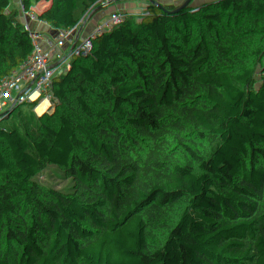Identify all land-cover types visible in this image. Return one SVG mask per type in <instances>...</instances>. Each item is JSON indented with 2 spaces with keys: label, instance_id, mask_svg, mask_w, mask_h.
Instances as JSON below:
<instances>
[{
  "label": "trees",
  "instance_id": "16d2710c",
  "mask_svg": "<svg viewBox=\"0 0 264 264\" xmlns=\"http://www.w3.org/2000/svg\"><path fill=\"white\" fill-rule=\"evenodd\" d=\"M0 15V152L19 162L41 157L95 91L129 101L175 84L162 120L196 95L185 85L194 65L264 36V0H0ZM237 76L254 95L241 82L223 89L219 124L83 144L17 201L0 264H264V159L231 184L256 132L247 112L237 148L226 108L256 106L264 85Z\"/></svg>",
  "mask_w": 264,
  "mask_h": 264
},
{
  "label": "crops",
  "instance_id": "0c3cea01",
  "mask_svg": "<svg viewBox=\"0 0 264 264\" xmlns=\"http://www.w3.org/2000/svg\"><path fill=\"white\" fill-rule=\"evenodd\" d=\"M1 28L2 21L0 20V63L7 48L6 44L1 39ZM262 39H264V36H262ZM250 46L248 44L241 46L237 48L234 53L238 55L241 60L248 53ZM247 64H257L260 65V67H264V48L256 46ZM236 65L237 64L234 62L222 64L219 60H213L211 58L202 59L194 65L186 75L185 85L189 92L196 93V95L177 102L170 109L166 117L162 119L151 132V137L159 138L163 135L179 133L190 128L194 124L213 122L216 119V110L219 111L220 117L223 118L224 112L221 105L222 91L204 98H201L199 95L207 87L213 86L221 81L220 79H223ZM239 82L243 84V87L250 96L254 95V90L250 88L247 81L241 79L240 76H236L233 82L227 86V89L234 83ZM170 94L171 93L167 92L164 86L161 87L150 99L142 103L144 108L143 113H140L135 107L124 109L113 107L101 93L92 95L83 103L78 112L67 120L64 125L65 127L79 124L82 125L83 129L71 134L61 135L59 139L54 141L35 163V171L40 161L42 162L40 164L39 173L53 165L58 157L63 155V153L75 143L99 146L107 141L108 136L113 131L123 137L144 136L161 115L163 103ZM245 99H248L251 104L253 103L251 98L247 97ZM245 99H226V108L229 112V121L232 128V136L234 138V140L233 138L232 140L236 147L240 149L245 146V134L242 130L243 119L247 114V110L244 107ZM258 101L259 103L256 106L253 105L255 107L253 121L258 123L257 126L254 125L256 132L254 142L241 158L235 171L229 175V181L232 185L237 182L248 167L264 159V94L258 97ZM9 136L10 133H1L0 145ZM19 163V161L0 152V164L5 168H16ZM27 178L28 175L26 176V179ZM24 181L25 179L22 181L18 180L15 183L14 189L18 202L22 201L26 193L24 187L18 191L19 187L24 184ZM2 237L4 238L2 243L5 244L9 241L11 234L5 231L0 235V238Z\"/></svg>",
  "mask_w": 264,
  "mask_h": 264
},
{
  "label": "built area",
  "instance_id": "2783aa9c",
  "mask_svg": "<svg viewBox=\"0 0 264 264\" xmlns=\"http://www.w3.org/2000/svg\"><path fill=\"white\" fill-rule=\"evenodd\" d=\"M0 20L2 23L6 25L5 20L3 19L2 15H0ZM7 27V25H6ZM6 33V28H5ZM6 39H8L7 33L5 34ZM11 45L13 43L10 42ZM209 59L208 56H206L203 60ZM220 63L222 64H228L230 62L239 63L240 58L235 53H227L223 57L219 59ZM241 74L245 77H251L253 79H256L259 81L262 85H264V67L260 68H253L251 65H244L242 69L240 70ZM187 73L186 66H183L180 70L181 75H185ZM33 74L37 77H40L39 72L33 68ZM167 90V92L172 93L176 85L175 84H168L167 86H164ZM98 93H101L100 91H95L93 95H97ZM48 94V87L46 85L39 86L34 91V96L37 99H41L46 97ZM102 94V93H101ZM154 93H143L140 96H137L129 101H117L114 98L103 94L104 98H106L113 107L124 109L128 107H135L138 109L140 113H143L144 108L142 106V103L145 100L150 99L153 96ZM244 107L247 110V112L254 115V109L255 107L251 104V102L248 99L244 100ZM216 119L214 122L216 124H219L221 122V117L219 115V111H215ZM254 125H258L257 122H254ZM83 129L82 125L74 124V125H68L62 128L60 131L61 135L71 134L78 130ZM86 149V146L83 144L75 143L70 146V148L63 153V155L59 156L57 161L48 167L47 169L43 170L41 173L37 175L35 180L31 182V179L33 175L35 174V163L38 161V156L36 159L30 162H20L16 168L13 169H7L2 164H0V235L3 232H10V226L8 225V222L11 220L12 217V211L14 207L16 206V203L18 201L16 195H15V183L19 180L22 181L26 179V176H30L31 179L29 183L25 186V190L30 191L33 188H40V187H48L53 180V172L56 170V168L61 165L62 163L71 160L73 157L81 155ZM45 153V151H44ZM43 153V154H44ZM24 185L20 186L18 190L22 189Z\"/></svg>",
  "mask_w": 264,
  "mask_h": 264
},
{
  "label": "water",
  "instance_id": "95a60500",
  "mask_svg": "<svg viewBox=\"0 0 264 264\" xmlns=\"http://www.w3.org/2000/svg\"><path fill=\"white\" fill-rule=\"evenodd\" d=\"M260 41H264V39H259L255 42L252 43V45L249 48L248 53L239 61V63H237V65L233 68L232 71H230L219 83L207 87L206 89H204V91L199 95L201 98L204 97H208L211 96L219 91H222L223 89L227 88V86L231 83V81L238 75V73L240 72V70L242 69V67L244 65L247 64V62L249 61L250 55L252 53V51L254 50V48H256L257 44ZM163 114V108L161 110V115L158 117V119L156 120V122L153 124L152 128L143 136V138H145L146 136L150 135L151 132L156 128V126L161 122V116ZM114 135L118 136V138H120L121 140H124V138L119 135L116 132H112ZM42 161L39 162L37 169L35 171V174L33 175L31 182H33L35 180V178L37 177V175L39 174V170H40V164Z\"/></svg>",
  "mask_w": 264,
  "mask_h": 264
},
{
  "label": "rangeland",
  "instance_id": "374dc122",
  "mask_svg": "<svg viewBox=\"0 0 264 264\" xmlns=\"http://www.w3.org/2000/svg\"><path fill=\"white\" fill-rule=\"evenodd\" d=\"M1 39H2V41L6 44V46H7V43H6V36H5V34L3 33V27L1 28ZM2 42V43H3ZM9 45H11V44H9ZM1 56V55H0ZM232 138H233V136H232ZM233 140H234V138H233ZM104 144V143H103ZM48 148V147H47ZM47 148H46V150H47ZM30 179H31V177L30 176H28V178L27 179H25V181H24V188H25V186L29 183V181H30ZM29 193H30V191H27L25 194H24V197H23V199H22V201L21 202H23V201H26L27 199H28V197H29Z\"/></svg>",
  "mask_w": 264,
  "mask_h": 264
},
{
  "label": "bare ground",
  "instance_id": "6f19581e",
  "mask_svg": "<svg viewBox=\"0 0 264 264\" xmlns=\"http://www.w3.org/2000/svg\"><path fill=\"white\" fill-rule=\"evenodd\" d=\"M3 241H4V238H3V237H2V238H0V245H2V244H3V243H2Z\"/></svg>",
  "mask_w": 264,
  "mask_h": 264
}]
</instances>
